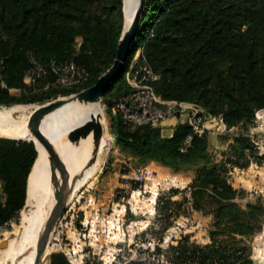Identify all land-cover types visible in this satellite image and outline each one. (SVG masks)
Instances as JSON below:
<instances>
[{"label": "trees", "instance_id": "1", "mask_svg": "<svg viewBox=\"0 0 264 264\" xmlns=\"http://www.w3.org/2000/svg\"><path fill=\"white\" fill-rule=\"evenodd\" d=\"M123 25V0H0V107L43 103L94 84L116 58ZM139 49V59L159 75L150 85L163 100L197 104L241 130L221 135L231 141L215 153L208 133L194 135L184 147L190 133L184 122L167 136L160 126L130 125L114 115L110 128L116 145L141 165L153 162L174 174H189L193 209L211 216L210 242L182 239L173 247L179 256L189 252L202 261L251 264L246 240L261 229L264 197L243 203L247 192L232 186L227 165L245 169L247 156L258 165L263 160L244 130L255 110L264 107V0H145L123 73L102 96L108 109L128 92L123 74ZM30 55L43 65L74 62L88 72V80L79 88H64L48 72L26 84ZM38 151L36 139L0 135V193L5 195L0 227L18 222ZM171 203L180 204L165 201L163 209ZM50 264L69 262L63 253L52 252Z\"/></svg>", "mask_w": 264, "mask_h": 264}, {"label": "built area", "instance_id": "2", "mask_svg": "<svg viewBox=\"0 0 264 264\" xmlns=\"http://www.w3.org/2000/svg\"><path fill=\"white\" fill-rule=\"evenodd\" d=\"M139 55L140 49L123 74L128 92L114 100L111 107L124 123L159 126L165 119L181 118L190 129L184 147L194 135H230L241 130L239 126H228L221 114H206L197 104L163 100L150 85L159 75ZM30 62L23 79L26 84L51 72L56 85L79 88L89 77L85 69L71 61L52 60L43 65L30 55ZM244 135L253 152L263 157L260 166L264 168V107L255 110ZM247 159L249 166H258L252 157ZM227 166L229 178L249 167ZM120 179L121 185L109 191L89 190L79 210L74 203L67 205L55 223L56 235H50L54 252L63 253L69 264H219L214 259L191 257L189 252L179 256L173 249L182 239L191 242L192 233L200 229L194 217L190 182L177 174L158 179V169L152 162L122 172ZM255 193L254 198L259 195ZM165 201L180 204L171 203L165 211ZM0 202H5L3 193ZM246 243L251 264H264V221Z\"/></svg>", "mask_w": 264, "mask_h": 264}, {"label": "bare ground", "instance_id": "3", "mask_svg": "<svg viewBox=\"0 0 264 264\" xmlns=\"http://www.w3.org/2000/svg\"><path fill=\"white\" fill-rule=\"evenodd\" d=\"M138 4L139 0H123L125 28L130 24ZM99 105L97 102L68 101L51 112L38 105L0 107V112L4 110L2 114L0 113V135L35 139L33 136L38 135L37 128L40 125V131L50 138L51 146L56 149L64 161L70 180L72 178L74 180L72 187L75 191L80 186L82 187L87 179L84 178L87 173L83 174L82 168H88L94 160L92 146L95 125L91 126L86 123L79 132H75L72 127L93 114H97ZM38 154L34 171L29 179L27 209L23 210L20 224L14 227L15 232L7 233L5 240L8 245L1 251L2 264H32L31 246L35 244L38 233L54 204L55 186L48 179V167L51 161L46 155L44 145L39 146ZM101 164H103L101 160L96 164L98 171ZM95 172L93 174L97 173ZM236 179L237 182H246L240 178ZM47 251L50 253L48 245H45L41 253L42 264H50L46 258L49 254Z\"/></svg>", "mask_w": 264, "mask_h": 264}, {"label": "water", "instance_id": "4", "mask_svg": "<svg viewBox=\"0 0 264 264\" xmlns=\"http://www.w3.org/2000/svg\"><path fill=\"white\" fill-rule=\"evenodd\" d=\"M144 8H145V0H139L138 7L135 10V13L131 19L130 24L126 28L123 25V30L120 34L117 43L116 58L113 61L112 65L101 76H99L95 81V83L92 84L91 86H88L68 97H64V99H60L48 105H44L43 107L47 108L48 112L57 109L58 107L64 105L68 101L69 102L77 101L80 103H94V102L99 103L101 101L102 96L104 95L106 90L123 73V65L127 59L128 54L131 51L132 42L140 26L141 17ZM99 117L100 115L98 113L93 114L88 119L78 122L77 124H74L72 128L75 132H79L86 123L90 124L91 126L93 125L97 126V118ZM37 131H38V135L33 136V138L36 139L39 146H41V144L44 145L46 155L51 161L48 167L49 169L48 179L49 182L53 183V185L55 186V190L53 193L54 204L49 211L48 217L46 218L44 225L42 226V228L38 233L35 244H33V246H31L30 249V252L33 253L32 264H42L43 262V260H41L42 249L45 245H48L49 238L56 221L64 213L68 203L70 202L75 192L72 187L74 180L73 178L72 180H70L68 170L66 168L64 161L60 157V154L56 151V149H54L51 146L50 138L40 131V125L38 126ZM100 134L101 133L99 132H94L93 135L92 155L94 158L96 157L97 154ZM38 152L34 164L31 168V171L28 175L26 200L28 198V182L30 176L34 171V167L36 165V161L39 156ZM7 245H8L7 240L3 239L0 241V249H5ZM51 254L52 253H49L46 256V258L49 260V263L51 260Z\"/></svg>", "mask_w": 264, "mask_h": 264}, {"label": "rangeland", "instance_id": "5", "mask_svg": "<svg viewBox=\"0 0 264 264\" xmlns=\"http://www.w3.org/2000/svg\"><path fill=\"white\" fill-rule=\"evenodd\" d=\"M124 24H125V21H124ZM64 97H68V96H60V97L54 98L52 100H49L43 103H30V104L21 103V104L22 105L44 106L52 102H55L57 100L64 99ZM99 104L100 105H99L98 114L100 115V117L97 118V126H95V132H99L101 134L99 136L97 154L93 162L88 166V168H84V167L82 168L83 174L87 173L86 177L84 178H87V179L89 178V179L88 180L86 179V181L84 182L85 184L84 185L82 184L83 185L82 187L80 186L79 188L75 190L74 195L72 196L70 202L68 203V206L74 203L76 210H79V208L83 206L85 202L87 201L89 190L92 192L91 189L94 188V189L109 191L111 189L117 188L118 186L121 185L120 176L122 172L141 165L136 158L131 156L126 151L120 149L116 145L114 141V136L111 133V128H110L111 119L116 114L113 113L112 109L107 108L106 104L102 101V99L99 102ZM1 112H4V110H2ZM219 136L220 138L222 137L221 135H217V137ZM18 137H21V136H18ZM99 160H101L103 164H101V168L98 171L96 164L99 162ZM157 166H160V165H157ZM249 167L245 170H242L243 173L242 171H239V170L234 172L233 176H231L232 179L230 181L233 183H236V180H237L236 178L242 179L244 177L250 178V176H255V177L257 176L258 177L257 179L259 180V182H261L264 179V168L260 165H258L257 167L256 166H249ZM158 169L164 173L170 172L168 168L162 167ZM95 171L96 172L98 171V172L96 173ZM94 172L96 174H93ZM181 176L182 177L189 176V174L184 173ZM27 204L28 203H26L24 208L20 211L18 222L10 221L9 223L5 224L3 227H0V241L7 238L8 236L7 233L15 232L13 231L14 227L20 224L21 217L24 213L23 210L27 209ZM51 233L53 236L56 235V225L53 227ZM51 242H52V239L49 238L48 248L50 250V253L55 251V249H53ZM2 250L3 249H0V264H2L1 263V251ZM47 253H49V251H47ZM4 255H6V253H4Z\"/></svg>", "mask_w": 264, "mask_h": 264}, {"label": "crops", "instance_id": "6", "mask_svg": "<svg viewBox=\"0 0 264 264\" xmlns=\"http://www.w3.org/2000/svg\"><path fill=\"white\" fill-rule=\"evenodd\" d=\"M178 122H182L181 118L172 117V118H168V119L163 120L159 126L162 128L164 134L169 136V135H171L174 126ZM208 137H209V148L211 151H213L215 153L225 149L227 147L228 143L231 141V139H223L222 137L220 138V136L217 137V135H213V134H209ZM154 164L156 165L157 169L162 168V166H157L158 164H156V163H154ZM242 173H243V171H242ZM166 174H174V173H172V172H168V173L165 172L164 173L158 169V179H162L163 176H165ZM177 175L181 176L180 174H177ZM183 178H185L188 182H190V180H191L190 176H184ZM257 178H258L257 176L256 177L251 176L250 178H245V177L242 178V180L243 181L246 180V182H237L236 181V183H233L230 181L234 188H237V189L242 188L247 192V195L244 198H242L243 203H245L248 200H253L254 199L253 196H254V194H256L255 192H257L258 194H261L264 197V179L261 182H259V180ZM229 179L231 180L232 178H229ZM240 184H242V185H240ZM194 217L196 219H198L199 224H200V229H199V231H194L192 233V235H191L192 240H190V241L197 243V244H201V245L209 243L210 238L208 236V228H209L210 223H211V216L203 215L202 213L195 211Z\"/></svg>", "mask_w": 264, "mask_h": 264}]
</instances>
